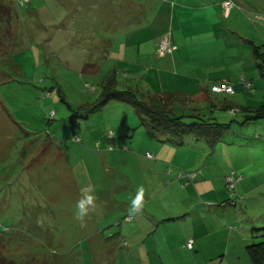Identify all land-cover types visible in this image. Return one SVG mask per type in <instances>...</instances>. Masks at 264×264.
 <instances>
[{"label":"crops","instance_id":"crops-1","mask_svg":"<svg viewBox=\"0 0 264 264\" xmlns=\"http://www.w3.org/2000/svg\"><path fill=\"white\" fill-rule=\"evenodd\" d=\"M224 1L75 0L79 7L71 10V14L76 16L68 15L71 23L64 22L67 16L63 19L60 14H51L49 17L50 14L35 10L39 27L34 24L33 29L39 33L32 36H40L37 42L44 41L45 46L51 45L50 53L64 64L75 67L90 64L93 68L90 74L97 71L99 66L96 62L105 58L110 50L112 41L109 35L116 37L117 45H122L120 57L126 62L133 60V57L138 59L142 52L157 51L155 48L161 35L170 30L177 45L176 54L161 56L154 53L157 69L148 72L144 81L149 85L148 92L172 93L176 98L173 107L179 108L183 103L185 109L192 106L189 115L199 114L196 104L208 100L212 106L233 111L227 112L229 114L215 111L213 115L218 122L225 123L228 115L239 114L240 117L238 120L232 118L227 131L213 146H209L205 139L193 136H185L181 140L158 139L150 135L148 127L142 126L144 136L141 138L140 134L138 137L135 151L125 147L112 150L129 173H116L117 177L115 173L109 175L111 183L106 185L112 191L103 192L101 199H96V208L90 211L92 220H87L89 223L85 222L84 225L99 226V221L94 219L98 205L103 212L101 217L108 218V223H111V217L120 222V229L107 233V236H103L102 230L86 231L99 237L97 242H103L107 247L108 251H104L106 254H102V264H264V244L258 246L254 254L249 248V245L264 242V75L260 69L246 71L242 67L243 46L241 49L236 47L229 56H218L223 50L221 36L229 33L248 37L256 35L249 22H245V15L235 8V3L230 0L232 4L225 6ZM251 2L244 3L253 8L255 17L261 21L258 23L261 30L259 35L264 38V0ZM11 6L14 9V5ZM115 12L118 18L114 19ZM30 14L26 12L22 16L26 19ZM221 16L244 21L249 31L240 28L228 33L229 29L221 30ZM173 18L175 21H172ZM194 18L199 21V26H193ZM208 21H212L214 29ZM140 22L149 23L146 33L136 28ZM83 29L85 32L94 31L86 33V36L82 33ZM99 30L108 36L101 34L100 38H94ZM205 30L208 32L203 33ZM63 31L65 35L60 38L71 46V52L70 46L67 47L65 60L61 58L62 51L58 46V36ZM242 36L252 45L250 62L258 64L260 68V62L264 61V46L260 47L252 39ZM76 46L82 47L84 54L78 63H74L72 55ZM41 56L43 60L48 59V55L44 56L42 52ZM209 58L213 61L210 62ZM130 68L128 73L132 76L135 68ZM175 69H181L184 73H176ZM158 78L166 82V86L162 81L163 85L157 84ZM176 78L182 79L187 86L178 88ZM243 79L249 81V87L243 85ZM217 82L231 84L233 92L211 91V85ZM216 93L233 94L234 98L218 100ZM257 114V118L251 117ZM250 129L260 131L258 142L247 138ZM147 151L153 154V158L145 155ZM158 161L174 164L175 167L170 171H156ZM196 167L200 171L193 178L186 176L187 170ZM230 169H235L238 175L236 190L241 200L236 201V206L230 203L225 188V175ZM62 172L65 173L64 170ZM178 172L182 174L177 175ZM74 183L82 198L89 194L87 187L85 191H80L78 183ZM93 184L98 185L97 182ZM141 188L142 210L134 212L130 220H125L124 216L130 213L132 201ZM116 193L120 197L113 199ZM108 196L111 198H106ZM189 239H192L191 247L186 245ZM108 242L110 244L107 246Z\"/></svg>","mask_w":264,"mask_h":264},{"label":"rangeland","instance_id":"rangeland-1","mask_svg":"<svg viewBox=\"0 0 264 264\" xmlns=\"http://www.w3.org/2000/svg\"><path fill=\"white\" fill-rule=\"evenodd\" d=\"M3 1L14 5L15 15L11 23L4 20L0 22V232L3 234L0 233V253L24 264H102V254H106L107 247L103 242H97L99 237L89 235L86 231L102 230L103 236H107V233L120 229V222L111 217V223H108V218L101 217L103 212L98 205L94 219L99 221V226H81V221L75 218V205L82 197L74 181L78 183L80 191H85L84 188L87 187L89 194L85 196H94L95 203L96 199H101V193H111L112 190L106 185L111 183L109 175L115 173L117 177V174L129 173L124 164L116 159L117 155L112 150L125 147L135 151L136 141L140 134L143 138L142 132L145 130L139 125L138 113L127 103L111 99L86 117L83 116L80 106L93 102L101 90V82L105 83L113 77L114 69L110 68L111 65L116 70V87L123 89L131 86L141 97L149 87L144 83L145 75L157 69V59L154 58L157 52H142L138 59L133 57V60L125 62L120 57L122 45H117L116 37L99 30L94 38H100L104 34V37H111L112 44L105 58L96 62L99 66L97 71L90 74L92 66L89 65L84 70V64L76 67L64 64L50 53L51 45L45 46L44 41L37 42V37L40 36H32L39 33L33 29L34 24L39 27L36 23L39 22L36 11L48 13L49 17L60 14L64 19L67 16L64 22L71 23L68 15L73 8L79 7L75 0H29V3L28 0ZM232 1L235 8L245 15V22H249L256 35L248 37L229 33L240 28L249 31V27L242 20L233 21L231 16L228 19L221 16L220 29H229V34L221 36L223 50L218 56H229L236 47L241 49L243 46L242 67L246 71L260 69L258 64L250 62L252 45L241 36L252 39L260 47L264 46V38L259 35L261 30L258 23L261 21L255 17L253 8L244 3L251 4V0ZM26 12L31 14L24 19L22 14L26 15ZM116 17L118 18V13L115 12L114 19ZM208 22L214 29L212 21ZM141 23L136 28L146 33V25L149 23ZM192 24L199 26V21L194 18ZM77 28L80 27L77 25ZM122 30L120 31L124 33ZM93 31L85 32L83 29L82 33L86 35ZM206 32L208 31L203 33ZM63 35L64 31L58 37ZM164 36L166 33L160 39ZM58 46L62 51L61 58L65 60L67 47L70 45H66V40L60 38ZM69 49L71 52V46ZM176 49L177 47L170 55L174 56ZM41 52L44 56L48 55L47 60H43ZM82 52V47H75L72 54L74 63L84 57ZM212 58H209L210 62L213 61ZM261 64L262 62L260 66ZM128 67H131L130 70L135 68L134 73H131L133 77L129 75ZM175 72L184 73L181 69H175ZM176 79L178 81L175 85L178 88L187 86L182 79ZM161 81V78L156 80L157 84L166 86V82L162 81V84ZM215 95L218 100H223L224 97L234 98L233 94ZM175 102L171 103L172 107ZM196 105L202 117L213 115L215 111L226 114L233 112L217 105L212 106L208 100ZM182 107L185 109L184 103L179 105V108ZM186 107L185 111H191V105ZM180 111L179 109L176 113L179 114ZM238 115L226 116V122H230L232 118L238 120ZM209 117L213 119V116ZM253 129L247 132V138L258 142L260 131ZM128 134L131 135L127 136ZM77 137L79 141H76ZM152 156L153 154L147 155L149 158ZM156 164V171L159 172L170 171L175 167L174 164L161 161ZM199 169L196 167L187 170L186 176L193 178ZM232 170L238 177L235 169H230L226 173L228 176L225 175V184L233 187L230 173ZM179 174L182 172L177 173ZM95 182L98 183L97 186L93 184ZM119 197L116 193L113 199ZM236 198L233 199L237 200ZM130 214L132 212L125 215L124 219L127 220ZM92 217L90 212L83 225L85 222L89 223L87 220L91 221ZM109 244L110 242L107 246Z\"/></svg>","mask_w":264,"mask_h":264},{"label":"trees","instance_id":"trees-1","mask_svg":"<svg viewBox=\"0 0 264 264\" xmlns=\"http://www.w3.org/2000/svg\"><path fill=\"white\" fill-rule=\"evenodd\" d=\"M13 12L14 9L10 4L4 2L3 0H0V22L4 20L6 23L7 22L11 23V20L13 19L14 16ZM165 33L168 40L171 42L174 48H176L177 45L171 36V31L167 30ZM173 49L170 52H172ZM170 52L163 54V56L170 55ZM261 62L262 64L260 66V70L262 75H264V61ZM89 65L90 64H85L83 69L85 70ZM117 81L118 80L116 79V76L114 74L110 80H107V82L105 83L101 82L102 87L101 90L99 91L97 98L91 103L81 104L80 108L83 110V116L85 117L88 116V113L94 112L99 107L107 103L109 100L114 99L131 105L138 113L140 120L139 125L148 127L151 130L152 136L157 137L158 139L173 138V139L181 140L185 136H193L195 138L205 139L206 143L209 146L215 145V143L222 138L225 131H227V129L229 128V124H230L229 122H225V123L218 122L217 118L214 115H207L205 117H202L200 113L189 115L188 111H185L184 109H182L180 113L177 114L176 113L177 110L181 108L172 107L171 103H174L176 101V98L170 92L151 94L150 92L147 91V92H143L142 96L139 97L138 93L131 86H128L127 88H123V89H118L116 87L118 85ZM258 115L259 114L251 115V117L257 118ZM209 116H213V119ZM75 139L76 141H79L78 137ZM147 153L151 154L150 152L147 151L145 153L146 156ZM236 184H237V180H236ZM236 184L234 188V195L230 194V191L228 190L225 184V188L228 192L227 194L229 196L230 203L235 206L237 204L236 201L239 200V198H237V200L233 199L234 197L239 196L236 190ZM133 213L134 212L130 214L131 218L133 216ZM0 231H1V227H0ZM261 244H264V242L258 243V245H254V244L249 245L251 252L253 254L256 253L257 247L260 246ZM0 264H24V263H19L15 259L9 258L4 254L0 253Z\"/></svg>","mask_w":264,"mask_h":264},{"label":"built area","instance_id":"built-area-1","mask_svg":"<svg viewBox=\"0 0 264 264\" xmlns=\"http://www.w3.org/2000/svg\"><path fill=\"white\" fill-rule=\"evenodd\" d=\"M231 1L229 0H225L223 2V4L225 6H230L231 5ZM174 48V46L171 44V42L168 40L167 36H164L162 39H160L159 43H158V46H157V52L159 55H163L167 52H170L172 49ZM242 83L245 87H248L250 85L249 81H246L245 79L242 80ZM211 90L212 91H215V92H230L232 93L233 92V88H232V85L231 84H227L225 82H217V83H214L212 86H211ZM149 153H147L148 155ZM231 179H232V183H233V187L230 185H228L226 183V187L228 188V190L230 191V194L234 195V188H235V184H236V180H237V177L235 176V173H234V170H232L231 172ZM228 176V175H226ZM227 181V180H226ZM225 181V182H226ZM236 197H239V196H236ZM235 197V198H236ZM237 199V198H236ZM131 218V216L127 217L126 219L129 220ZM191 243H192V239H189L187 241V246H191Z\"/></svg>","mask_w":264,"mask_h":264},{"label":"clouds","instance_id":"clouds-1","mask_svg":"<svg viewBox=\"0 0 264 264\" xmlns=\"http://www.w3.org/2000/svg\"><path fill=\"white\" fill-rule=\"evenodd\" d=\"M142 196H143V189H140V193L137 197L132 201V205L129 208V212H136L139 213L142 210ZM96 208L95 198L92 195H87L81 198L76 202L75 205V218L78 221H81V226L83 225V221L85 217H87L90 211H94Z\"/></svg>","mask_w":264,"mask_h":264}]
</instances>
